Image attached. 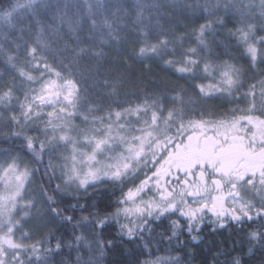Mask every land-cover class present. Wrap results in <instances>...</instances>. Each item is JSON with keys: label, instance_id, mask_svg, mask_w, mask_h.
<instances>
[{"label": "trees", "instance_id": "obj_1", "mask_svg": "<svg viewBox=\"0 0 264 264\" xmlns=\"http://www.w3.org/2000/svg\"><path fill=\"white\" fill-rule=\"evenodd\" d=\"M262 37L264 0H0V161L9 153H24L27 135L46 149L42 161L27 155L24 161L34 176L23 195L30 213L16 232L27 240L20 254L23 264H264V140L257 151L240 158L239 151L192 153L194 159L207 154L236 166L233 156L243 175L254 181L230 183L208 166L199 169L209 186L212 179L223 181L227 198L222 216L205 210L194 221L178 212L126 220L116 216L119 187L104 183L83 192L67 186L55 169L60 156H48L50 129L42 130V120L22 127L28 89L20 75L34 71L28 53L35 47L38 56L75 80L78 128L86 118L104 120L155 101L153 107L159 105L165 117L173 113L169 134L178 151L191 141V125L213 129L224 123L243 125L249 118L264 120ZM251 45L259 49L255 68L247 54ZM153 46L154 52L140 53L141 47ZM189 57L200 62L195 78L176 71L177 66L193 67ZM204 63L210 66L207 78L200 68ZM225 65L237 69L232 89L212 73ZM201 84L225 91L213 90L209 98L199 92ZM9 90L10 99L5 95ZM250 91L257 97L254 109L248 103ZM12 112L20 124L12 123ZM147 113L151 116V110ZM211 133L216 132L207 135ZM42 188L55 200L58 214L50 211ZM105 217L107 226L98 228L97 221ZM125 223L128 228L122 227Z\"/></svg>", "mask_w": 264, "mask_h": 264}, {"label": "snow or ice", "instance_id": "obj_2", "mask_svg": "<svg viewBox=\"0 0 264 264\" xmlns=\"http://www.w3.org/2000/svg\"><path fill=\"white\" fill-rule=\"evenodd\" d=\"M258 39L264 40V37ZM145 51L154 52L155 46L151 49L140 48L141 54ZM247 54H249L250 64L255 68L256 62L260 60L259 49L255 45H251L247 48ZM28 55L32 58L31 66L34 71H21L20 73L21 76L26 78L28 89L24 93L25 103L21 105L24 109L23 114L27 120L33 118L29 114H34L35 117H46L49 126L53 128L59 127L60 125L53 124L52 121L53 119L61 120V114L65 118L74 114L70 109L74 106L79 86L75 80L66 77L60 68L49 63L45 57L38 56L35 47L31 48ZM188 59L193 67L177 66L176 71L181 74H191L195 78L194 67L199 65L200 62L194 57H189ZM168 63H171V61H168ZM200 68L206 74L205 78H207L210 70L209 64L204 63L200 65ZM236 72L237 69L232 65H225L219 70L212 69L214 75L221 77L219 83L227 85L228 89H232L237 83L234 75ZM254 87L255 85H252V88ZM198 90L209 98H211L213 90L225 91L218 85H209L206 89L203 84L198 85ZM5 95L10 99V90ZM29 95H31V100L27 99ZM247 95L252 97V100L248 103L249 107L254 109L256 107V93L255 91H250ZM60 100H63L67 107L54 106L49 110H44L46 105H57ZM145 103L147 104L148 102L146 101ZM153 105H155V101H152L148 107L137 105L135 109H125V111H131L137 117L136 124L141 122L139 115L141 112L147 113L151 110V117L149 120L144 121V127L132 128L131 130H129L130 122H121L122 113L116 111L114 115L118 123L115 134L109 131L104 138L97 139L91 153L86 154V161H83L88 168V172L81 177L74 175L75 169L71 168L65 173L68 180L75 179L79 185L78 191L83 192H88L91 188L99 187L104 183H111L119 187L120 197L116 201V216L123 217L126 220L144 215L151 218L157 211L163 216L169 211H176L181 203H183V207L179 209V215L184 218H191L193 221L197 219L198 213L202 214L205 210L212 212L213 215L219 214L222 216L224 212L218 211V208L224 207V200L227 198L223 192V181L220 179L211 180V185L219 193V195L213 197L211 204L204 202L197 207H193L183 199L185 191L187 196L204 195L212 191L213 188L209 186L207 175L200 172L197 183V178L193 176L192 171L188 170L185 178L181 179L179 175L173 174L172 168L174 165L171 163L170 156L157 158L153 154L151 159L147 158L146 151H151L153 147L157 149L160 147V139L154 138V134L160 130L159 122H163L166 125L167 121L172 119L173 116V113L168 111L165 117L163 109L159 105L155 107ZM10 118L13 124L21 123L14 112L10 113ZM12 135L19 137L21 133L13 131ZM59 139L65 143L69 142V137L63 133L60 134ZM113 144L117 145V147L106 149V146ZM24 147V153H9L6 159L0 161V186L3 188V191H0V193H3L0 196V207L4 209H14L26 185L30 186L31 184L30 177L34 176V173L24 163L26 155L38 161H42L44 158L46 149L43 142L34 141L30 135H27L24 136ZM106 150H111L113 155L108 157L106 164L100 165L97 153ZM94 164L100 166L93 167ZM147 164H151V167H147ZM48 167L52 168L53 165L49 163ZM63 167L68 168V165L65 164ZM169 177L171 179H168ZM238 179L247 181L249 185L254 183L252 179L244 175L239 176ZM173 180L182 183L185 188L181 190L180 199L169 203L175 192V188L172 185ZM261 183H264V179L261 180ZM231 187L236 188V184H232ZM56 191L61 192L60 185H56ZM41 192L49 202L50 211L53 214H58V210L54 207L55 200L47 195L45 189L42 188ZM158 200L160 202H157ZM165 203H167V207H164ZM245 215L250 216L247 212ZM234 218L239 219L240 217L235 216ZM65 219L71 221V217H66ZM85 219L87 218L85 217ZM9 224L10 227L7 231L11 235L4 238V244L12 251L11 259L23 264V260L20 259V253L15 250L23 248L24 245L16 242L14 235L17 230L16 224L11 222ZM107 224L108 220L105 217L97 221L96 226L102 229ZM122 227L128 228V224L125 223ZM131 232L132 229L129 228V235H131ZM24 234L27 235L26 232ZM57 249H59V245H57ZM8 256V251L5 250L4 246L0 245V264H6Z\"/></svg>", "mask_w": 264, "mask_h": 264}, {"label": "rangeland", "instance_id": "obj_3", "mask_svg": "<svg viewBox=\"0 0 264 264\" xmlns=\"http://www.w3.org/2000/svg\"><path fill=\"white\" fill-rule=\"evenodd\" d=\"M54 106L67 107L64 101L60 100L57 102V105H46L44 110H49ZM70 111H72L74 114L67 116L66 118L63 117V114H61V120L53 119V124L60 125L56 128L48 125L46 117L41 118L35 117L34 114L29 115L33 117L31 120H33L34 122L42 120V123H44L45 125L44 127H42V130L43 128L50 129L51 135L48 133L47 137V145L50 147L48 156L51 158H54L57 155L60 156L59 159L58 157L57 159L54 158L56 172L64 177L65 184L67 186L72 185L75 187H79L78 182L75 179L69 181L65 173L68 172L69 169L74 168V175H79L81 177L84 176L88 172L87 166L85 165V163H83V161H86L87 159L86 154L91 153L97 139L104 138L109 131H112V133L115 134L118 122L115 118V115L110 116L104 120L86 118L84 120L85 122H83V127L78 128L75 124L76 114L74 108L72 107ZM139 115L141 120L140 124H136L137 117L133 115L131 111L122 113L121 122L129 121V130H131L132 128L144 127V121L149 120L151 116H149L148 113L144 112H141ZM31 120H27V118L25 117L22 127L27 126ZM241 122H234L229 124L224 123L216 126V128L213 129H208L204 124L191 125L190 127H187L190 131L187 139L191 138V141L183 145L181 148L178 147V151H176L175 148L171 147L173 138L169 134V121H167L166 125L163 122H159L160 130L154 134V138L160 139V147L158 149L153 147L151 151H146V156L148 159H151L153 154H155L157 158H167L168 156H170L171 163L174 165L172 168L173 174L179 175L181 179L185 178L188 170L192 171L193 176L197 178V175L199 176L198 173H200L199 169L201 167L203 168L205 165L208 166V168H210L212 171L214 170L219 176H223L228 179V182L230 183L238 181V177L243 175V171L242 169H239L240 166L238 165L237 160H234L232 158L233 156H230V159L233 160V163L236 166L226 165V163L221 160V158L215 156L212 157L211 155L208 156L207 154L200 157L198 156L195 159L193 157L191 158V156L195 151L206 152L214 150L218 155H224L225 153H227V151H239L237 157L240 158L242 156L251 154L253 150L257 151L259 149L260 143L262 142V140H264V120L249 118L247 119V123L242 125ZM247 129H249V132H246ZM209 131H215L216 133L207 135ZM62 133L69 137V142L65 143L64 141H61L59 139V136ZM199 137H201V139H199ZM115 147H117V145L115 144L108 145L106 146V149H114ZM111 155H113V152L111 150L98 152L97 159L100 161V165L106 164L108 162V157ZM65 164L68 165V168L63 167V165ZM100 165L94 164L93 167H99ZM147 167H151V164H147ZM233 169L237 171V174L233 171ZM168 179H171V177H169ZM172 185L175 188V192L173 194V197L169 200V203L173 202L174 200L180 199L181 190L185 188L182 183H178L175 180L172 181ZM210 187H213V190L207 192L204 195L187 196V193L185 191L183 199L190 203L193 207H196L201 202L199 198L204 196L202 201L211 204V202L213 201V197L219 195V193L215 191L214 186ZM26 189L27 185L22 196L18 198V202L14 209H4L3 207H0V245L4 246L5 250L9 253V256L6 260L7 264H13L14 261L11 259L12 251L7 247L6 244H4V238L8 235H11V233L7 231V229L10 227L9 222L16 224L18 230L20 229L23 221L26 219V216L30 213L29 211H27L30 204L23 201V195ZM0 191H3L2 186H0ZM2 195L3 193H0V196ZM157 202L160 201L158 200ZM229 202L230 200L227 203ZM164 207H167V203L164 204ZM181 207H183V203L178 205L176 211L169 212L179 213V209ZM218 210L223 211L224 207L218 208ZM159 215L161 214L159 211H157L152 216ZM197 216H201L200 213H198ZM144 217L148 216L144 215L142 217L132 218V221H137L139 219H143ZM188 219L190 221H193L191 220V218ZM16 232L14 233L16 242L23 244L24 247L17 248L15 251L21 254V251L25 248L27 240H25V238L22 239L21 236L20 238L17 237Z\"/></svg>", "mask_w": 264, "mask_h": 264}]
</instances>
